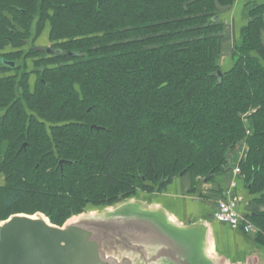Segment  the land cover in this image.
<instances>
[{"label": "trees", "instance_id": "trees-1", "mask_svg": "<svg viewBox=\"0 0 264 264\" xmlns=\"http://www.w3.org/2000/svg\"><path fill=\"white\" fill-rule=\"evenodd\" d=\"M234 2L0 0V57L14 62L0 63V220L62 225L182 171L210 180L241 142L240 175L264 203V3L223 71L217 6ZM45 28L61 53L36 50ZM247 216L264 243V212Z\"/></svg>", "mask_w": 264, "mask_h": 264}, {"label": "water", "instance_id": "water-1", "mask_svg": "<svg viewBox=\"0 0 264 264\" xmlns=\"http://www.w3.org/2000/svg\"><path fill=\"white\" fill-rule=\"evenodd\" d=\"M0 63L14 66L1 57ZM215 76L220 82L222 71ZM64 162H58L60 169ZM203 222L180 225L152 202L151 195L139 193L72 215L62 225L53 224L41 212L14 213L0 220V264H225L215 254L208 221Z\"/></svg>", "mask_w": 264, "mask_h": 264}, {"label": "crops", "instance_id": "crops-1", "mask_svg": "<svg viewBox=\"0 0 264 264\" xmlns=\"http://www.w3.org/2000/svg\"><path fill=\"white\" fill-rule=\"evenodd\" d=\"M261 3L263 4L264 0H235L230 6H217L218 15L224 25V39L218 60L221 70L226 71L232 67V48L240 40L241 28L249 21L250 7ZM262 39L264 41V34ZM35 46L40 48L49 46L47 28L35 40ZM5 50H10V47ZM237 151H240V155L245 153V142H241L232 153L236 154ZM236 165L237 161L231 160L223 172L214 175L207 182L192 180L191 176L186 174L174 177L162 191H140L139 194L151 195L152 202L167 211L180 225H198L206 219L215 254L223 257L226 260L225 264H264V243L258 242L256 236H251L239 228L233 229L211 218L216 200L231 183H235V191L242 196L238 206L240 213L250 215L264 212V203L251 202L252 195L244 178L233 172ZM249 220L252 222L251 219ZM253 224L256 226L255 223Z\"/></svg>", "mask_w": 264, "mask_h": 264}, {"label": "built area", "instance_id": "built-area-1", "mask_svg": "<svg viewBox=\"0 0 264 264\" xmlns=\"http://www.w3.org/2000/svg\"><path fill=\"white\" fill-rule=\"evenodd\" d=\"M245 154L240 155V159ZM233 172L236 175L240 174L239 165L234 167ZM2 177L0 176V183ZM235 183H231L229 187L224 190L222 196L216 200L215 207L212 212V217L215 221L228 225L233 229L240 228L245 233L251 236L258 234V228L249 220V218L238 211V206L242 200V196L235 191Z\"/></svg>", "mask_w": 264, "mask_h": 264}, {"label": "rangeland", "instance_id": "rangeland-1", "mask_svg": "<svg viewBox=\"0 0 264 264\" xmlns=\"http://www.w3.org/2000/svg\"><path fill=\"white\" fill-rule=\"evenodd\" d=\"M32 67H33V65L31 64V62L30 61H27V68L29 69V70H32ZM32 78H35V76H33ZM238 153H236V154H234V153H232V152H230V154H229V156H228V164L231 162V160H235V161H237V164H238V159L240 158V151H237ZM204 181V180H203ZM118 199H120V200H122L121 198H122V195H119L118 197H117ZM120 200H118V201H120ZM117 201V202H118ZM109 206V205H108ZM107 207V206H106ZM96 208H98V207H95L94 205H91V204H89V205H87L85 208H84V210H83V212H88V211H96ZM258 235V234H257ZM256 235V236H257Z\"/></svg>", "mask_w": 264, "mask_h": 264}]
</instances>
